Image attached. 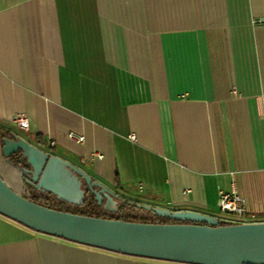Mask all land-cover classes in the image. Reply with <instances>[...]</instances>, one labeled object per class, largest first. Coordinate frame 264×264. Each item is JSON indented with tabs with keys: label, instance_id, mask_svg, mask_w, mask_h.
I'll return each instance as SVG.
<instances>
[{
	"label": "crops",
	"instance_id": "crops-1",
	"mask_svg": "<svg viewBox=\"0 0 264 264\" xmlns=\"http://www.w3.org/2000/svg\"><path fill=\"white\" fill-rule=\"evenodd\" d=\"M259 20L264 0H0V177L27 189L3 156L9 132L88 173L119 206L222 220L220 194L236 191L246 200L236 223L264 222ZM18 113L29 131L13 124ZM0 264L184 263L86 246L0 214Z\"/></svg>",
	"mask_w": 264,
	"mask_h": 264
},
{
	"label": "water",
	"instance_id": "water-1",
	"mask_svg": "<svg viewBox=\"0 0 264 264\" xmlns=\"http://www.w3.org/2000/svg\"><path fill=\"white\" fill-rule=\"evenodd\" d=\"M2 140L5 160L19 155L25 181L72 205H82L85 186L98 205L115 212V194L88 173L28 140ZM1 176V175H0ZM178 223L131 222L64 212L20 195L0 177V214L36 232L107 251L184 264H264V222L223 224L215 217L137 205Z\"/></svg>",
	"mask_w": 264,
	"mask_h": 264
},
{
	"label": "trees",
	"instance_id": "trees-1",
	"mask_svg": "<svg viewBox=\"0 0 264 264\" xmlns=\"http://www.w3.org/2000/svg\"><path fill=\"white\" fill-rule=\"evenodd\" d=\"M12 134L9 132H2L1 133V140L4 138H12ZM3 144V143H2ZM14 156L10 158V162L12 161ZM29 189L28 194H21L22 196L30 199L31 201L40 204L42 206L52 208L59 211L64 212H70L75 214H81L85 216H96L99 218H107V219H123L125 221H131V222H140L139 219L141 218H148V220H154L153 223H156V220H160L161 223H174L169 222V219L159 217L155 215L152 211L146 210L142 208H139L135 204L125 202L120 204L118 210L115 212H107L102 208V205H98L95 196L88 190V188L85 186V189L87 190L84 203L82 205H72L69 203H66L62 200L57 199L54 195L50 193H46L43 191H38L30 184L26 185ZM150 222V221H149ZM148 222V223H149ZM223 224H227L226 222H223ZM235 224V223H231Z\"/></svg>",
	"mask_w": 264,
	"mask_h": 264
},
{
	"label": "built area",
	"instance_id": "built-area-1",
	"mask_svg": "<svg viewBox=\"0 0 264 264\" xmlns=\"http://www.w3.org/2000/svg\"><path fill=\"white\" fill-rule=\"evenodd\" d=\"M258 23H264L263 20H259ZM13 124L15 127L22 131H29V121L27 116L23 113H18L13 117ZM134 139V137H132ZM68 139L76 143H83L85 137L83 135H75L73 133L68 134ZM50 145L55 146L54 142H51ZM101 158V156H98ZM218 207L220 213L223 216H226L222 219L226 223H236L238 219L243 218L246 215V200L236 193L232 192H222L218 200Z\"/></svg>",
	"mask_w": 264,
	"mask_h": 264
},
{
	"label": "flooded vegetation",
	"instance_id": "flooded-vegetation-1",
	"mask_svg": "<svg viewBox=\"0 0 264 264\" xmlns=\"http://www.w3.org/2000/svg\"><path fill=\"white\" fill-rule=\"evenodd\" d=\"M13 156H14V158L12 161H15V162L9 161L7 163H10V165L12 166V169L15 171V173L19 174V178L21 179L22 184L27 185L28 183L25 181V179L28 178V176L24 175L22 172V169L26 167V164L23 160L20 161L19 155H13Z\"/></svg>",
	"mask_w": 264,
	"mask_h": 264
},
{
	"label": "rangeland",
	"instance_id": "rangeland-1",
	"mask_svg": "<svg viewBox=\"0 0 264 264\" xmlns=\"http://www.w3.org/2000/svg\"><path fill=\"white\" fill-rule=\"evenodd\" d=\"M43 149L44 150H48V148L46 147H43ZM5 162H7V161H5ZM8 165V164H7ZM10 169V168H9ZM11 172V171H10ZM16 177H18V179L21 181V179L19 178V174H17L16 173ZM5 179H4V181L6 180V177H4ZM6 182V184H8L11 188H12V190H15L17 193H21V194H28L29 193V189L27 188V189H23V187L20 185V187H16L15 185H12L11 183H9L7 180L5 181ZM22 182V181H21ZM23 185V184H22ZM24 190V191H23ZM94 217H96V216H94ZM139 221L140 222H145V223H148L149 221V223H153V221L154 220H148V218H141V219H139ZM221 221H223V220H221ZM169 222H174V223H178V221H174V220H171V219H169ZM157 223H161V221L160 220H156V224Z\"/></svg>",
	"mask_w": 264,
	"mask_h": 264
}]
</instances>
